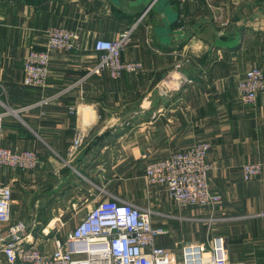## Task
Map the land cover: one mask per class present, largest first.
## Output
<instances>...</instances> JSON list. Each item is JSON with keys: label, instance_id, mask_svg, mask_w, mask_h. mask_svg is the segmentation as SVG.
Returning a JSON list of instances; mask_svg holds the SVG:
<instances>
[{"label": "crops", "instance_id": "crops-1", "mask_svg": "<svg viewBox=\"0 0 264 264\" xmlns=\"http://www.w3.org/2000/svg\"><path fill=\"white\" fill-rule=\"evenodd\" d=\"M170 1L179 12L172 28L182 34L162 40L159 11L133 13L129 0H0V112L10 110L0 141L40 158L35 169L0 172L13 191L12 221L33 222L27 240L51 251L56 229L64 236L99 199L117 198L151 209L165 231L157 243L179 260L184 243L210 239L213 214L231 261L264 264V91L248 105L237 89L247 68L264 70V0ZM135 23L122 58L144 69L90 74L100 59L96 39H115ZM58 26L73 30L80 47L51 52L44 89L25 86L24 56L44 49L47 30ZM77 129L85 142L70 155ZM203 140L213 144L210 183L222 196L214 213L178 206L144 177L151 161ZM247 162L263 166L252 180L242 176Z\"/></svg>", "mask_w": 264, "mask_h": 264}, {"label": "built area", "instance_id": "built-area-1", "mask_svg": "<svg viewBox=\"0 0 264 264\" xmlns=\"http://www.w3.org/2000/svg\"><path fill=\"white\" fill-rule=\"evenodd\" d=\"M136 24L122 31L115 39L97 38L94 48L100 59L90 74L108 71L114 78L127 72L144 69L141 61L123 60L122 52L132 40ZM44 49H31L23 58L25 86L44 89L50 74L51 52L73 51L80 47L77 34L66 27L47 30ZM177 64L176 67H179ZM239 98L244 104H255L264 91V70L258 66L247 68L237 83ZM51 97L43 99L47 103ZM9 109L0 112V131ZM70 111L76 113L77 107ZM85 132L77 129L68 152L74 155L85 142ZM213 144L203 140L193 146L170 153L167 157L151 161L145 169V180L151 185L164 187L168 196L180 207H208L211 213L222 196L210 183L214 163L209 155ZM40 163L39 154L31 149H12L0 141V172L5 167L32 170ZM263 170L260 162H247L241 167L245 180L258 177ZM13 191L0 182V264H246L230 260L224 235L216 232L214 215L209 219L211 235L207 241L184 243L180 259L175 260L172 250L157 243L165 231L152 222L151 209L113 199H99L76 226L60 237L56 229L53 248L48 251L27 239L35 226L25 220L12 221ZM53 228L47 224L42 232L49 236Z\"/></svg>", "mask_w": 264, "mask_h": 264}, {"label": "water", "instance_id": "water-1", "mask_svg": "<svg viewBox=\"0 0 264 264\" xmlns=\"http://www.w3.org/2000/svg\"><path fill=\"white\" fill-rule=\"evenodd\" d=\"M129 9L131 12L143 15L151 8L159 11L163 22L162 25L156 26L159 37L163 40V33L166 34H182V29L173 30L172 26L179 18V12H173L170 0H129Z\"/></svg>", "mask_w": 264, "mask_h": 264}, {"label": "rangeland", "instance_id": "rangeland-1", "mask_svg": "<svg viewBox=\"0 0 264 264\" xmlns=\"http://www.w3.org/2000/svg\"><path fill=\"white\" fill-rule=\"evenodd\" d=\"M242 62H245V61H242ZM204 233H205V229H204V228H201V230H200L199 232L196 233V237L201 238V236H202ZM58 235H59L60 237H62V233H61V232H60V233L58 232ZM196 241H198V239H197ZM199 241H201V240H199Z\"/></svg>", "mask_w": 264, "mask_h": 264}]
</instances>
